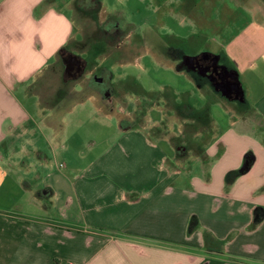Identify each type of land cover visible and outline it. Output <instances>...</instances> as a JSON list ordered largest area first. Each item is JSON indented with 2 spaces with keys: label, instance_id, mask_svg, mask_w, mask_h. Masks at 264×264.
Masks as SVG:
<instances>
[{
  "label": "crops",
  "instance_id": "0c3cea01",
  "mask_svg": "<svg viewBox=\"0 0 264 264\" xmlns=\"http://www.w3.org/2000/svg\"><path fill=\"white\" fill-rule=\"evenodd\" d=\"M64 8L79 13L76 0H0V264H264V92L244 91L221 133L208 106L211 142L188 138L203 150L200 173L177 166L179 146L169 157L134 125L94 162L67 168L44 147L53 158L65 149L73 100L107 104ZM65 52L85 61L77 75H65ZM246 152L250 167L227 184Z\"/></svg>",
  "mask_w": 264,
  "mask_h": 264
},
{
  "label": "rangeland",
  "instance_id": "374dc122",
  "mask_svg": "<svg viewBox=\"0 0 264 264\" xmlns=\"http://www.w3.org/2000/svg\"><path fill=\"white\" fill-rule=\"evenodd\" d=\"M100 2L101 5L96 12L97 20H93L88 8L81 11L77 7L79 13L75 12L76 14L70 9L64 10L74 21H79V30L83 33L84 42L79 49L85 50L81 53L87 58L89 67L102 66L112 73L113 108L109 111V106H103L96 99L90 102L74 99L71 112L67 114L69 110H64L62 113L67 114L65 120L67 128L63 136L65 149L59 148L54 158L50 148L44 147L47 149L45 152L53 160L67 162V168L73 164L76 167L87 166L105 151L110 142L113 145L120 143L119 139L122 136L120 127L134 125L133 127L141 129L143 133L147 132L151 142L159 146L169 157H174L175 145L179 146L175 157L177 166L183 168L189 163L192 165V174L200 173L201 169L197 167L200 158H203V150L201 151L200 146L190 144L188 138L190 132L196 133L202 144L205 141L208 143L207 134L212 129L209 112L202 117H190V120H186V114H181L183 108L179 110L176 105L188 103L192 108L201 111L209 106L210 114L216 122L214 127L221 133L231 123L228 115L230 111L236 114V110L242 109L245 104L221 97L207 85L199 88L188 73L174 68L162 48L159 47L158 59L142 46L143 40L132 35L113 39L112 44L106 42L104 47L100 43L97 51H104L103 48H106L104 52H108L109 58H106L105 62L103 53L97 55L91 50L86 55L88 45L94 41L93 29L97 26L96 22L102 24L106 16L118 13L121 14L119 15L122 21L121 28L135 27L137 33L152 29L158 35L168 34V42L175 46H185L187 55L199 51L231 54L233 57L229 55L230 59L233 58L235 62L234 57H237L239 60V63L233 66L242 88L249 92L248 99L253 100L264 92V0H207L205 3L193 0L191 4H187L185 0H100ZM76 39L79 40L78 35ZM148 39L152 40L151 37ZM164 41L167 39L158 41L162 43L159 46L163 45ZM115 43L117 48H114ZM75 49L78 50L77 47ZM260 52L263 53L257 55ZM87 75L89 76L88 73ZM130 76L140 89L138 93L143 94L138 96L128 88L126 79ZM89 77L91 78V75ZM92 78L91 81L96 88L93 84L91 87L95 90L100 87L103 90L105 85L101 83L103 79L97 84L94 76ZM75 85L76 90H82L81 83ZM164 87L170 93H167ZM173 90L175 95L171 94ZM209 96L211 98L217 96L219 103L209 102ZM248 119V122L254 125V119ZM250 124L248 126L254 128L255 125ZM156 128L163 134L158 135L156 131L159 129ZM167 131L170 132L169 136L164 134ZM163 136L169 137L171 141ZM193 139L196 141L197 137L194 136ZM182 143L186 145V149ZM173 145L175 147H172Z\"/></svg>",
  "mask_w": 264,
  "mask_h": 264
},
{
  "label": "flooded vegetation",
  "instance_id": "af4514ba",
  "mask_svg": "<svg viewBox=\"0 0 264 264\" xmlns=\"http://www.w3.org/2000/svg\"><path fill=\"white\" fill-rule=\"evenodd\" d=\"M187 1V4H191L193 0H185ZM196 2L198 0H195ZM207 0H201V2L205 3ZM88 10L92 13V15L96 12L97 9V3L96 0H89ZM203 10H201V13ZM121 14H109L106 16L102 22V24H98L96 28L93 30L94 35V41L92 42V48L97 53V49L101 46L100 43H102V46L104 47V44L110 43L112 44L113 39H120V38H127L128 36H133L135 38H140L143 40L142 46L146 50L152 53H157L160 55L159 47L164 50V53H167L168 57L172 63L174 68L184 70L186 73H188L193 80L200 86L210 85L213 88V83H219L223 80H230L229 74L224 70L222 66L228 68V70L232 69L228 62L223 58L220 54L218 59L215 61L212 56H209L205 59L201 58L200 53L203 51L195 52L190 55H197V57L194 59L192 64V69L187 70L184 65H182V58L187 55L185 51V46H175L172 43L168 42L169 35H158L154 30L147 29L142 31L141 33H137L135 30V27L133 29H128L127 26L120 27L121 26V20L120 16ZM130 27H133L130 25ZM152 38V40H149L148 38ZM164 38V40L167 39V41H164L163 45L159 46L161 40ZM161 39V40H160ZM102 40V42H101ZM160 41V42H158ZM159 43V44H157ZM117 48V44L115 43L114 48ZM100 50V49H99ZM69 53H64V61L65 65L68 66L70 69L65 72L66 76H74L77 75L78 72L83 70L85 66V61L81 59L80 57H77L76 59L79 61V65H72L71 59H70ZM226 61V62H225ZM79 67V70H78ZM95 73L91 74V78L94 76L95 83L99 82L103 79V82L105 83L104 89L102 90L100 87L97 88V92L100 94L104 102L109 106L108 108L111 110L113 108V101H112V95H113V80H112V73L108 71L104 67L97 66L95 69ZM89 81L90 86L93 84V81ZM93 79V78H92ZM96 79V80H95ZM133 77L130 76L128 79H126L128 83V88H131V91H134L137 93V95H141V93H138L140 90L139 87H137L136 82L134 83ZM98 84V83H97ZM96 84V85H97ZM93 86L96 88L95 84ZM134 88V89H133ZM143 94V93H142ZM153 99V98H152ZM176 107L181 110L183 108V113L186 114L187 106L185 103H181V105H176ZM186 108V109H185ZM179 148V147H178Z\"/></svg>",
  "mask_w": 264,
  "mask_h": 264
},
{
  "label": "water",
  "instance_id": "95a60500",
  "mask_svg": "<svg viewBox=\"0 0 264 264\" xmlns=\"http://www.w3.org/2000/svg\"><path fill=\"white\" fill-rule=\"evenodd\" d=\"M201 58L205 59L209 56H212V58L216 61L219 57V54H212L210 52L207 51H203L200 53ZM197 57V55H185L182 58V65H184L186 67L187 70L192 69V64L194 59ZM77 56L71 54L70 55V59L72 62V65H79V61L76 59ZM65 64V61H64ZM223 68H225L224 70L229 74L230 76V80H223L219 83H213V89L216 92H219L222 96H224L225 98L229 99V100H238V101H243L244 100V90L242 88V85L239 81L238 78V73L235 69H230L228 70V68L222 66ZM72 68L68 69V66L65 65V72L68 70H70ZM79 70V67H78Z\"/></svg>",
  "mask_w": 264,
  "mask_h": 264
},
{
  "label": "trees",
  "instance_id": "16d2710c",
  "mask_svg": "<svg viewBox=\"0 0 264 264\" xmlns=\"http://www.w3.org/2000/svg\"><path fill=\"white\" fill-rule=\"evenodd\" d=\"M88 2L89 0H76V6L82 11L84 8H87L88 6ZM96 3H97V9H96V12L98 11L100 5H101V2L100 0H96ZM96 12L92 15V17L94 19H96ZM98 53V51H97ZM223 58H225V60L231 64V66L234 68V63L227 57V55L224 53V52H220L219 53ZM186 106H187V111H186V115L187 117H202L203 114L207 113L208 112V107H204L203 110H195L194 108H192V106L188 103H186ZM181 114L184 115L183 111L181 112ZM198 115V116H197ZM252 163V154L250 152L246 153L243 157V162H242V165L240 166V168L238 169H235V170H231V171H228L226 173V176H225V181L227 184H229L231 181H233L234 178H236L237 176H239L240 174L244 173L251 165Z\"/></svg>",
  "mask_w": 264,
  "mask_h": 264
}]
</instances>
